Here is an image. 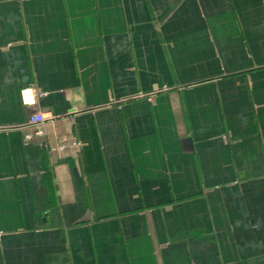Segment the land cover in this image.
Wrapping results in <instances>:
<instances>
[{"label":"crops","instance_id":"crops-1","mask_svg":"<svg viewBox=\"0 0 264 264\" xmlns=\"http://www.w3.org/2000/svg\"><path fill=\"white\" fill-rule=\"evenodd\" d=\"M0 264H264V0H0Z\"/></svg>","mask_w":264,"mask_h":264},{"label":"built area","instance_id":"built-area-1","mask_svg":"<svg viewBox=\"0 0 264 264\" xmlns=\"http://www.w3.org/2000/svg\"><path fill=\"white\" fill-rule=\"evenodd\" d=\"M45 96L46 94L43 92L36 93L35 95L31 91L23 92L24 102L27 104H31V102H35L39 98H43ZM53 122H55V117L53 115L39 112L33 114L25 125L18 128L19 130L25 132L24 138L27 142H32L34 139L44 140L46 138L45 126L46 124ZM68 143L69 141L67 138L62 139L59 143L58 150H65ZM73 144L74 146H77L76 142Z\"/></svg>","mask_w":264,"mask_h":264}]
</instances>
